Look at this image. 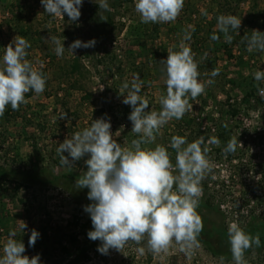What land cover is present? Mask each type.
<instances>
[{
	"label": "rangeland",
	"instance_id": "obj_1",
	"mask_svg": "<svg viewBox=\"0 0 264 264\" xmlns=\"http://www.w3.org/2000/svg\"><path fill=\"white\" fill-rule=\"evenodd\" d=\"M99 2L83 0L81 16L73 22L66 14L64 18L49 15L40 0H0V60L13 38L22 36L31 44L26 59L35 68L45 70L47 76L45 91L39 95L32 92L27 103L20 106L22 116L29 118L31 125L19 118L6 122L0 119V164L7 170L42 171V182L53 177L56 180L54 185L21 183L18 176L0 180V255L10 232L15 231L14 238L25 244L24 254L30 258L39 254L40 264H234L232 256H224L226 249L221 251L215 246L218 238L209 235L198 237L200 247L191 258L175 245L167 254L153 255L146 250L140 255L136 249L144 245L131 242L122 252L110 249L107 255L101 254L91 248L74 225L90 219L84 211L90 200L70 176H82L89 157L73 162L71 167L55 165L52 160L60 158L57 148L66 137L71 138L101 117L110 121L113 138L122 146L138 138L131 132L128 116L116 113L124 108L132 110L122 102L121 85L139 74L144 81L140 95L149 101L148 111L160 109L159 97L166 89L160 60L167 58V49L179 50L185 32H190L191 39L186 43L195 54L199 80L212 79L214 83L190 100L193 107L186 114L194 120L193 129L185 128L184 117L173 119L160 130L155 143L167 147L174 133L184 136L189 131L193 137L204 136L205 143L222 135L219 146L209 144L213 168L201 182V198L211 197L218 212L197 211L207 227L227 231L230 223L237 222L245 231L249 228L252 235L261 236L264 95L252 73L264 71V52H248L242 37L245 33L250 36L254 29L264 32V0H185L174 22L155 24L140 21L135 0H107L109 11L100 9ZM228 14L242 20L239 35L231 33V43L224 41L217 26V17ZM213 32L219 40L210 39ZM52 36L63 42V57H57L55 46L46 40ZM77 39H95L96 44L72 53L67 48ZM76 58L79 71L71 75L69 66ZM214 68L219 69V75L211 77ZM260 87L264 88V83ZM101 110L104 113H99ZM231 138L241 145L238 143L235 152L226 153L223 149ZM168 151L175 164V151L170 147ZM21 221L27 224L24 231L20 230ZM32 229L40 236L35 246L29 247ZM70 235L77 243H71ZM63 248L70 251V256ZM245 259L248 264H264V242L247 250Z\"/></svg>",
	"mask_w": 264,
	"mask_h": 264
},
{
	"label": "clouds",
	"instance_id": "obj_2",
	"mask_svg": "<svg viewBox=\"0 0 264 264\" xmlns=\"http://www.w3.org/2000/svg\"><path fill=\"white\" fill-rule=\"evenodd\" d=\"M40 2L51 16L64 18L66 14L73 22L81 16L83 0ZM184 3L185 0H135L134 8L142 23H169L178 18ZM98 5L100 9L110 10L107 0H100ZM241 24V18L232 14L217 17V26L226 43L233 41L231 33L239 35ZM219 38L215 32L210 37L214 41ZM190 39L191 33L185 32L179 50L167 49V58L160 60L166 94L159 97V111H148L149 101L140 95L144 81L139 74H134L130 83L127 80L122 83L119 93L124 96L122 102L131 106L128 119L132 123L131 132L138 138L127 147L122 146L113 138L110 121L101 117L71 138L66 137L57 148L60 163L67 167L86 155L89 157L85 160L87 170L77 179L75 187L89 190L87 198L92 203L84 206V211L90 215L92 230L87 236L100 241L97 251L101 254L107 255L110 249L122 252L131 242L144 245L136 249L140 255L146 250L153 255L167 254L175 245L191 258L200 247L198 237L203 231V221L197 209L203 191L201 182L213 168L208 157L209 144L219 146L220 141L213 137L205 143L204 136H200L189 142L186 135H173L167 147L155 143L160 130L171 120L182 119L193 107L190 100L214 83L212 79L199 80L195 54L186 43ZM46 40L55 46L57 57H63L66 49L63 42L55 36ZM242 42L248 52H264V32L254 29L250 36L245 33ZM95 44V39L87 42L77 39L67 49L73 53ZM30 47L27 39L17 35L5 48L0 60V117L8 106L17 111L27 103L25 94L29 91L36 95L45 91L47 76L26 59ZM217 75L219 69H212L210 76ZM252 76L264 95V88L260 87L264 83V71L255 70ZM238 143L236 138H231L224 152H235ZM150 144L155 147H147ZM169 147L175 151V164ZM65 152L67 156L63 155ZM26 228V222L21 221L20 230ZM15 235V231L10 232L3 244L0 264H40V255L31 258L25 255V244L16 240ZM39 236L32 229L28 246L34 247ZM227 236L234 264H248L245 252L260 246L259 233L252 235L239 223L232 222Z\"/></svg>",
	"mask_w": 264,
	"mask_h": 264
},
{
	"label": "trees",
	"instance_id": "obj_3",
	"mask_svg": "<svg viewBox=\"0 0 264 264\" xmlns=\"http://www.w3.org/2000/svg\"><path fill=\"white\" fill-rule=\"evenodd\" d=\"M42 71L45 73V70H42ZM78 71H79V59L76 58V59H73L72 64L69 66V72H70L71 75H73V74L77 73ZM163 94H166V89H163L161 95H163ZM31 95H32V91H29L28 93L25 94V97L26 98H29ZM109 109L111 110V113H113V111H114V110H112L113 108H109ZM159 110L160 109H157V111H159ZM122 111L120 112V111L117 110L116 113L117 114L118 113L119 114H123L125 117H127V116H129V114L131 112L129 110H126L125 108ZM99 113H104V112H103V110H101ZM234 115L235 114L230 115L231 118H234L235 117ZM11 118H13V119L19 118V119L23 120L27 125H31L32 124L31 121L29 120V118H27L26 116H22L20 108L17 111H13L11 109V107L8 106L6 108V111H5L4 115L2 117H0V119H3V121L6 122V121H10ZM183 120L187 123V124H185V128L186 129H189V128H190V130L193 129V125H192V122H191V121H194L193 119H189L187 117V114H185ZM210 121L213 122L212 118H211ZM189 123H190V125H189ZM38 127L41 128L39 126V124H38ZM173 135H175V133ZM186 136H187V139H188L189 142H192L193 139L200 137V136H197V135L193 137V134L191 133V131H189L188 134H186ZM170 138H171V136H170ZM216 138L219 139V140H221L222 139V135H217ZM52 161L55 163V165H62L60 163V158L54 159ZM77 162H79V161H77ZM41 172L42 171H39V170H37V171H23V170H20V169H18L16 171L7 170L6 168H4L0 164V180H2V181H5V180H9L10 181V180L13 179L12 177L18 176L19 179H20L19 181L21 183L22 182H30L31 184L32 183L33 184L40 183L42 185H44V184H46V185H48V184L54 185L53 182L56 181L54 177L51 180H47L46 182H42L40 180ZM62 177L68 178L65 175L62 176ZM78 178L79 177H77V176L76 177L75 176H70V179L71 180H74V181H77ZM17 187H19V184H18ZM17 189L18 188H16L15 190H17ZM83 189L86 191V193H88L89 190L87 188H83ZM212 201L213 200H212L211 197L200 198V204H199L198 209H200V211H202V212H213V213L218 212V209L213 205V202ZM90 203H92V202L91 201L90 202H86V205H88ZM74 225L77 226V227H79V229H80V235L83 236V238L85 239V241L90 242L91 248L97 250L98 247H99V245H100V241L99 240L92 241L87 236L88 231L92 230L91 219H86L83 223H81V224L75 223ZM246 232H248L250 234L252 233L249 228L247 229ZM205 235H209L211 237H213V236L217 237L218 240L215 241L216 242L215 246H217L221 251H222V249L223 250L226 249V252L227 253L224 256H232L231 251H230V244L228 242L227 231L224 230V228L221 229V228H216L214 226L207 227L206 225H203V231L199 234V236H205ZM69 239L71 240V243L72 244H74L75 242L77 243V240H76V237L75 236L70 235ZM260 241L261 242H264V233L261 234ZM209 249L211 250V252L213 251V248L212 247L209 248ZM220 250H218V251H220ZM63 251L67 255L70 256V251L69 250L63 248ZM212 253H215V252H212ZM87 258L88 257L85 256V259H87Z\"/></svg>",
	"mask_w": 264,
	"mask_h": 264
}]
</instances>
